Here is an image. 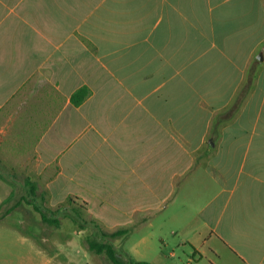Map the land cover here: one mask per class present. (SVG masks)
<instances>
[{"label":"crops","instance_id":"0c3cea01","mask_svg":"<svg viewBox=\"0 0 264 264\" xmlns=\"http://www.w3.org/2000/svg\"><path fill=\"white\" fill-rule=\"evenodd\" d=\"M10 145L99 233L184 225L195 202L193 256L264 264V0H0Z\"/></svg>","mask_w":264,"mask_h":264},{"label":"rangeland","instance_id":"374dc122","mask_svg":"<svg viewBox=\"0 0 264 264\" xmlns=\"http://www.w3.org/2000/svg\"><path fill=\"white\" fill-rule=\"evenodd\" d=\"M13 145L0 147V264H110L105 254L89 250V240L102 238L85 211L69 204L59 211L49 207L44 185L34 176L32 163L27 160L26 148ZM27 180L36 185L35 195L30 193ZM34 205L49 217L57 218L59 224L44 223ZM198 207L199 203L194 202L184 212V225H155L144 228L127 243L121 239L108 241L124 258L132 255L135 260L150 264H157V259L173 264L178 258V264H186L189 258L195 259L191 264H209L205 258L193 256L191 245L184 242L197 226ZM140 238L145 241L138 242ZM137 244L140 254L131 253L130 248ZM172 253L176 258L170 257Z\"/></svg>","mask_w":264,"mask_h":264},{"label":"trees","instance_id":"16d2710c","mask_svg":"<svg viewBox=\"0 0 264 264\" xmlns=\"http://www.w3.org/2000/svg\"><path fill=\"white\" fill-rule=\"evenodd\" d=\"M250 81L248 85H246L240 92L239 96L236 98L235 103L232 105V107L227 111L226 113L222 114L219 119L218 123H221L223 121H227L231 117H233L236 112L238 111L239 107L241 106V103L243 102L244 98L246 97V94L248 93L250 89ZM80 94V95H79ZM78 95L74 96L75 103L79 104L87 98L89 92L86 88L82 89ZM26 185L30 188V193L32 195L36 194V185L31 182L30 180L26 181ZM35 210L41 214V220L44 223H47L49 225H58L59 220L54 217H49L44 213V211L37 205H34ZM123 232H114V233H107L104 231L100 232V236L102 238L101 241L96 240H89V250L92 252H95L96 254H105L110 264H150L145 261H137L132 257L124 258L120 253H118L116 247L114 244H112L109 239H116L119 235H121Z\"/></svg>","mask_w":264,"mask_h":264}]
</instances>
